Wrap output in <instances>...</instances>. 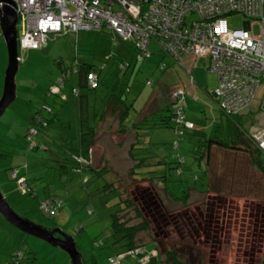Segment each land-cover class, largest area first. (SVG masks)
<instances>
[{
	"label": "rangeland",
	"instance_id": "obj_1",
	"mask_svg": "<svg viewBox=\"0 0 264 264\" xmlns=\"http://www.w3.org/2000/svg\"><path fill=\"white\" fill-rule=\"evenodd\" d=\"M227 20L230 29H242L249 21L241 14L229 15ZM253 32L259 35V27L255 26ZM150 50L151 56L143 63H138L137 49L132 42H125L119 38L113 41L108 31L92 30L81 31L78 36L51 35L48 38V46L44 49L20 51L24 62L20 64L17 74L18 100L0 118V189L22 217L46 228L61 227L74 237L87 264H109L108 258L112 255V250L116 251L117 248L108 242L113 241L109 238L112 232V214L119 210H122L119 214L120 221L126 224L127 229L133 226L140 228L136 235L139 247L126 250L122 255L113 256L115 258L122 256L118 259L120 264H172L169 253H174L181 264H210L213 246L207 240L208 233L202 229L204 226L198 225L201 218L187 220L185 217L186 221L192 224L190 232L187 233L186 229L185 239L181 240L176 234L172 240H168L164 233L167 228L163 227V222L153 225L146 216L147 210L145 211L141 204L143 200L140 193L143 192L145 196L144 191H150L152 196L158 195L165 202L169 215L175 212V216L185 214L184 211L194 209L197 205L204 208L208 199L206 194L215 195L227 200L230 208L233 206L234 209L240 210L242 216L240 218L236 216L232 221L234 228L228 237V244L216 255V264H243L242 251L252 229V224L247 223L249 221L243 223L244 210L249 204L254 207L261 205L259 208L264 214V173L252 163L251 155L254 148L250 144L244 145L251 137L252 131L259 125L257 120L259 113L253 107L243 116L231 119L221 112L212 94L207 96L201 89H195L192 92L196 96L187 97L188 107L185 114L191 117L197 128L185 132L180 149L175 150L173 142L176 135L170 124L166 126L154 124L161 123L164 117L170 115L165 107L169 101V94L178 87V73L180 77L183 76L182 72L185 73L182 65L190 60L178 63L161 51L155 41L151 44ZM7 61V49L3 36L0 35V91ZM122 64L128 66L123 69L125 73L121 69ZM100 65L102 67L99 73L101 79L99 89L94 92L83 89L90 99L87 115L92 116L96 110L102 113V108H106L113 93L122 91L125 98H129L130 103L134 104L129 118L136 114L135 108L137 110L144 108L151 97H156L164 108L162 112L150 117L146 123L148 131L144 132V136L149 138L150 141L147 142L152 144L144 145L142 149L134 152L138 159L149 158L152 156L151 153H156L158 161L162 159L165 161L159 168L152 165L154 161L146 160L147 163L138 168L137 175H134L132 173L134 164L128 160L127 150L114 146V139L112 141L110 134H106L107 138H110L105 144L111 142L112 150H109V146L107 150L99 147L94 149L92 164L100 170L110 168L114 175L120 177V180L115 182V188L107 193L104 189L108 183H113V180H110L112 176L90 174L89 181L74 175L71 171L67 175H62L57 158L52 157V153L58 151L57 153L69 162L72 155L68 150L69 145L73 142L72 138L78 136L79 98L72 97L71 93L73 89L78 88L79 76L73 70L78 67L83 71L82 66ZM209 65V59H198L194 63L191 76L196 80L200 75H209ZM67 71L74 74L73 86L70 82L67 83L61 88L63 94L61 95L62 98L67 96L70 101L65 107L57 104V110H61L64 116L59 123L62 121L64 124L61 126L56 123L59 128L53 125L39 133L38 138L44 139L49 146V150L44 154L45 160L40 163L43 168L40 171L42 179L31 183L36 198L23 197L16 191L15 180H12L14 171L9 168L15 170L17 167L21 168L25 162H31L32 165L37 161L33 157V151L31 153V149L28 150L30 144L26 139L27 131L32 126L30 117L39 109L44 117L47 116L43 111L42 101L47 90ZM185 77L187 76H184V81ZM148 82L151 84L147 85ZM263 94L264 87H261L257 91V100H260ZM40 112L37 113V118ZM110 123L112 119L106 117L103 123L105 130ZM47 135L49 136L46 137ZM132 141L133 138L129 137L126 146ZM211 141L229 146L243 143L246 149L242 147L238 149L239 151H229L215 144L208 153ZM57 144H61V150L56 147ZM116 144L120 145V142L116 141ZM178 153L186 158L182 177H178L175 171L171 170L174 168L172 161ZM7 154L14 155L4 159L2 156ZM203 155L205 162L198 158ZM2 167L6 169L3 170ZM156 168L159 173H150V170ZM195 174L199 175V180L194 179ZM155 180L164 182L162 184ZM164 188L172 199L165 194ZM49 195L59 196L66 203L53 218L44 215L40 209V204ZM186 195L189 196V200L184 202ZM124 201H128L130 205H125ZM90 210L93 211L92 214L89 213ZM5 226H2L0 221V264H7L14 251H24L25 247L28 250L24 264H70L69 256L61 249L25 235L9 224L10 227L7 229ZM96 242L98 243L95 244ZM212 255L215 253L212 252Z\"/></svg>",
	"mask_w": 264,
	"mask_h": 264
},
{
	"label": "built area",
	"instance_id": "obj_2",
	"mask_svg": "<svg viewBox=\"0 0 264 264\" xmlns=\"http://www.w3.org/2000/svg\"><path fill=\"white\" fill-rule=\"evenodd\" d=\"M8 1L16 6L19 14L21 51L44 49L51 35L106 30L113 40L119 38L132 42L141 62L151 56L150 45L155 41L162 51L179 63L187 59L192 60V64L201 58L210 60L208 72L217 78L215 97L218 107L229 118L238 117L250 109L257 98V91L264 87V0ZM3 5H6L5 0H0V35ZM232 14H241L249 20L244 28H229L227 16ZM255 26L259 27V35L253 32ZM20 61L24 59L20 57ZM73 71L77 73L78 68ZM87 84L92 89L99 86L96 71L87 75ZM62 87L63 82L58 80L51 91L57 95ZM171 97L173 131L180 136L184 129H194L195 125L186 118L185 89L177 88ZM43 110L51 112L48 107ZM260 113L264 115V94L260 98ZM43 119L40 115L35 119L36 124L47 126ZM38 134L36 126L30 127L27 140L31 143V150L36 147ZM249 139L255 142L264 157V121L252 131ZM76 160L84 162L82 158ZM21 171L14 170L13 180L23 195L36 197L27 176ZM63 205L60 198H55L43 201L40 209L44 215L53 218ZM120 257H111L109 264H120Z\"/></svg>",
	"mask_w": 264,
	"mask_h": 264
},
{
	"label": "trees",
	"instance_id": "obj_3",
	"mask_svg": "<svg viewBox=\"0 0 264 264\" xmlns=\"http://www.w3.org/2000/svg\"><path fill=\"white\" fill-rule=\"evenodd\" d=\"M78 35H76V36H78ZM144 61H141V62L138 61V63H143ZM102 65L96 66V67H94V66H88V67L82 66L83 71L78 70V72L76 73L79 76L78 88L73 89L71 95H72V97L74 96V97L79 98V108H78L80 111V127H79V132H78L79 134L77 137L72 138L73 142L69 145L68 150L71 151V154H72L70 157L71 160L69 162L65 158L61 157L60 154L57 153L58 151L54 152L57 155L52 153L53 154L52 157L55 159L57 158L56 161L58 162V164H60L58 168L61 171L62 175H67L71 171L72 173H74V175H78L79 177H83V179H87L89 181L91 180L90 176H89L90 174L97 175V176H106V175L112 176V178L110 180H113V183H108V185H106V187L104 189V192L107 193V192H110L112 188H115V186H114L115 182L119 181L120 177L114 175V173L110 170V168H107V169L103 168L102 170L98 169V167H96L94 164H92L93 162L91 161L92 156H95V154L93 155L94 149L95 148L98 149L97 146H99V144H100L99 126L101 125V123L103 122V120L106 117H110L112 119V124L116 125V128L113 129L115 131L114 132L115 134H120V135L127 134L128 137L131 136L134 140L133 142H131L129 144V146H126V143H127L126 140L121 142V145H120V148L124 147L127 150V153H126L127 158H128V160H131L132 163L134 164V166L132 168V173L134 175H137V173H138L137 169L138 168H140L141 166H143L144 164L147 163L146 160L154 161V164H152V165H157L158 168L161 164H164L165 161H164V159L158 161L159 157L157 156L156 153H151L152 156H150L149 158L144 157V158H139V159L134 154V152L136 150L142 149V147L144 145L149 146L152 143L147 142V140L148 141H150V140H149V138L144 136V132L148 131L145 127L146 123L141 125L139 122L134 127L132 126V127L128 128L127 123H126L127 115L129 114V111L133 107L134 104H132V102L130 103L129 98H125V94L123 93L124 91H122L121 93H119V92L113 93L112 97L108 100V104L106 105V108H104V107L102 108V113L96 110L95 113L92 114V116L86 114L87 111L89 110L90 99L87 96V94H85V92H83V89H86L89 92H94V91L99 89L100 83H101L99 73L101 72L100 68L102 67ZM125 67L127 68L128 66L125 64H122V67H121L122 71H123V69H125ZM91 71H96L98 74V77H99V86L96 89L90 88L87 84V75ZM73 75L74 74L72 72L67 71L64 74V76L62 78H60L59 80H61L63 82V86H66L67 83H69V82L73 83V81H72ZM57 83H58V81L53 83V85H55ZM150 84H151V82L147 83V85H150ZM52 86L47 90L46 96H45L44 100L42 101L44 104L43 107H48V109H51V112L46 113L47 116L44 117L42 112L39 111L40 110L39 109L35 113V115L30 117V123L32 124V126H36V128L38 129V133H41V130L50 129L51 127H53V125H55V128H57V127L59 128L58 125L63 126V124H64L62 121L59 123V120L64 116H63V112L61 113V110H57V104H59V106H61V107H65V105L67 106L69 103V98H67V96H66V98H62V95H63L61 93L62 91H60V93L57 95L53 94L51 91ZM128 89H129V87H128V83H127V90ZM176 89H174V90H176ZM74 90H77L78 93H75ZM130 92H132V91H130ZM171 93L169 94V101L167 103V106H165V107H167L166 110L169 111L170 115H168V117H164L165 119L162 120L161 123L158 124L156 122L154 125L166 126L169 123L170 127L173 128V119H174L173 112H174V109H173V105H172L173 100L171 97ZM186 101H187V97H186ZM146 108L149 109L150 111H153L154 113H156V115L159 112H162V110L164 109L162 106V103L158 102V99L156 97H151L149 103L146 104ZM252 108H253V105H252L251 109ZM135 109H137V108H135ZM251 109L244 111L239 116H243L246 112H248ZM39 112H40V115L42 117H44L43 120L45 121V123H47V126H45V127L42 124L38 125L35 122V119L37 118V113H39ZM236 117L237 116L230 117V118L233 119ZM90 119H92V121H90ZM39 135L40 134H38V136L35 137L36 138L35 139L36 147H34L32 149V151L34 153L33 157H34V159L35 158L37 159V161L33 162V163H35V165H33V163L31 165V162H25L21 168L17 167L20 170H22L23 173L27 176L28 184L32 190H33V188L31 186V183L33 181L34 182L40 181L42 179L40 177V171L43 168H41L40 163L42 160H45L44 154L49 150V146L47 145V142H45L44 139L40 140L38 138ZM48 136L49 135H47L46 137H48ZM127 136H126V138H127ZM26 139H27V137H26ZM181 140H182V137L176 136V139L173 142V147L175 150L180 149ZM212 143L213 142L211 141V144L209 145V148L207 151L208 153H210L211 148L215 144H217V146H221L225 150H229V151H239L238 149L243 147V143L236 144L235 146H229L228 144H225V143H223V144H220V143H213L212 144ZM245 143H246V145L250 144L254 148L253 153L251 155L252 163L255 165L256 168H258L261 172L264 173V158L261 155V153L258 151V149L255 148V146H254L255 142H253L252 139H249L248 141L244 142V145H245ZM29 144L31 147L30 142H29ZM176 144H177V146H176ZM30 147L28 146V149H30ZM56 147L59 150H61L60 149L61 144L60 145L57 144ZM245 147L246 146H244L243 149ZM106 150H105V152H106ZM109 150H112V146L109 147ZM32 151H31V153H32ZM12 155H14V154H11V155L7 154V156L3 155L2 157L4 159H6L8 156H12ZM52 157H50V158H52ZM76 158H82L84 160V162L80 163L79 161L76 160ZM198 158L201 162L206 161L205 155L198 157ZM172 162L174 164L173 165L174 168H171V170H174L175 174L178 177H182L184 175L183 166L186 165V158L183 155L178 153ZM24 166H26V168H24ZM34 166H36V167H34ZM158 168H156L155 170L154 169L150 170V173H153V174L159 173ZM34 173H35V175H34ZM205 175H206V173H205ZM193 177L195 180L200 179L199 175H197V174H195ZM155 181H160V180H155ZM163 182L164 181H160V183H162V184H163ZM209 186H210V182H209ZM164 190H165V194L169 198L172 199V197L169 196V192L166 190V188H164ZM28 196H30V195H28ZM51 196L52 195H49V197L46 198L44 201H53L55 198H60L59 196L58 197H51ZM34 198H36V197H34ZM60 200L63 201L64 205L61 208H59V210L57 212H59L66 205L65 200H63L62 198H60ZM188 200H189V196L186 195L184 202H187ZM124 203L127 206L130 205L128 201H124ZM122 206H124L123 203H122ZM121 211L122 210H119V211L112 214V232H111V237H109V238L113 241L108 240V242L111 246L115 245L117 247L116 251L112 250V255H115L114 252H117V251L123 252V251L133 249V248L138 246L137 242H136V235L139 232L140 228H139V226H133V227L127 229L126 224L122 223L120 221L119 214ZM17 246H18V244H17ZM27 250H28L27 247H25L24 251L23 250L14 251L11 258L7 262V264H24V261L26 259ZM169 258L173 262L172 264H181V262L178 260V257L174 253H169ZM84 264H87V261L85 259H84Z\"/></svg>",
	"mask_w": 264,
	"mask_h": 264
},
{
	"label": "flooded vegetation",
	"instance_id": "obj_4",
	"mask_svg": "<svg viewBox=\"0 0 264 264\" xmlns=\"http://www.w3.org/2000/svg\"><path fill=\"white\" fill-rule=\"evenodd\" d=\"M144 193L145 196L143 192L140 194L143 200L141 204L145 211L147 210L146 216L152 221L153 225L163 222V227L167 228L164 233H166L165 236L168 237V240H172L176 234L181 240L185 239L186 229L187 233L190 232V225H192L186 221L185 217L187 220L201 218L198 221V225L200 227L204 226L202 229L208 233L207 240L213 246L210 253V264H216V255L221 250L223 251L224 245L228 244V237L234 228L232 221L236 216L237 218L242 217L240 210L234 209L233 206L230 208L227 200H222L218 196L207 193L208 199L204 208H200L197 205L194 209L184 211L185 214L175 216L174 212V214L169 215L165 202L158 195L152 196L150 191H144ZM260 206L254 207L252 204H249L244 210L245 217L243 223L249 221L247 223L252 224V229L248 233V240H246L244 250L242 251L243 264H264V214L259 208ZM158 230H160L159 227ZM212 252L215 255H212Z\"/></svg>",
	"mask_w": 264,
	"mask_h": 264
},
{
	"label": "water",
	"instance_id": "obj_5",
	"mask_svg": "<svg viewBox=\"0 0 264 264\" xmlns=\"http://www.w3.org/2000/svg\"><path fill=\"white\" fill-rule=\"evenodd\" d=\"M5 2L6 5H3L1 12V30L7 49L8 61L4 80L2 81V90L0 91V118L18 100L17 74L21 64L18 30L19 14L12 2L8 0H5ZM1 169L5 170L6 167ZM9 169L11 171L14 170L12 167ZM15 184L16 191L22 194L16 181ZM25 196L28 195H23V197ZM0 221L2 226L6 225V229L12 226L25 235L45 241L52 247L61 249L69 256L70 264H84V255L78 249L74 237L66 233L61 227L46 228L28 218L22 217L14 210L8 201V197L4 196L1 189Z\"/></svg>",
	"mask_w": 264,
	"mask_h": 264
},
{
	"label": "crops",
	"instance_id": "obj_6",
	"mask_svg": "<svg viewBox=\"0 0 264 264\" xmlns=\"http://www.w3.org/2000/svg\"><path fill=\"white\" fill-rule=\"evenodd\" d=\"M201 59H204V58H201ZM192 69H194V64H192V60L187 61L184 65H182V70L185 71V73L182 72V75H183L182 77H180L181 75L178 73L177 77L179 79H177V81H178V87L177 88L185 89L188 98H189L190 95L191 96H196L192 92L195 89H201L203 91V93L205 95H207V96H210V94H212L214 96L213 93H214V90H215V88L217 86L216 76L214 74H212V73H210L207 76L200 75L199 78H197L196 80L194 78V80H195L194 83H191L190 82V77H191V74H192ZM184 76H187V77H185V81L183 80ZM71 86H73V83H71ZM215 100H216V98H215ZM253 107H255L256 111L259 113V115L257 116V120H259V124L260 123L262 124V122L264 121V115L262 113H260V101L259 100H255V102L253 104ZM130 110H133V108L130 109ZM134 111L136 112V114L134 116L129 118L131 111H129V114L127 115L126 123H127L128 128H130L132 126L134 127L139 122H140L141 125L144 124V123H147L149 121L150 117H154L156 115V113H154L153 111H150L149 109H147L146 105H145L144 108H142L140 110L134 109ZM187 118L189 120H191L190 116H187ZM103 123H104V120L101 123V125L99 126V140H100V144H99V146H97V148L99 147L100 149L104 150V149H107L108 146L109 147L112 146V145H110L111 142H109V141L107 142V144H105L106 141L110 138V137L107 138L108 134L111 135L112 141L114 139V143H115L114 146H120L121 142L125 141V140L128 142V138L129 137L127 136V134H125L127 136V138H126L125 135H120V134H115L114 133L115 131L113 129L116 128L115 124L110 123L109 125H107L108 126L107 130H105L104 129L105 126H104ZM106 124H108V123H106ZM116 141L120 142V145H117Z\"/></svg>",
	"mask_w": 264,
	"mask_h": 264
},
{
	"label": "clouds",
	"instance_id": "obj_7",
	"mask_svg": "<svg viewBox=\"0 0 264 264\" xmlns=\"http://www.w3.org/2000/svg\"><path fill=\"white\" fill-rule=\"evenodd\" d=\"M18 30H19V28H18ZM21 51V50H20ZM24 52V51H23ZM20 57L22 58V56L20 55ZM21 62V61H20ZM24 62V61H23ZM23 62H21V63H23ZM78 68V67H77ZM78 70H79V68H78ZM191 79H193L194 80V78L191 76L190 77V82L191 83H194L195 82V80L192 82L191 81ZM217 79V78H216ZM186 91V90H185ZM172 94V93H171ZM186 97H187V93H186ZM214 97H215V90H214ZM216 98V97H215ZM216 100H217V98H216ZM255 100H257V98L255 99ZM218 101V100H217ZM260 101V100H259ZM255 102V101H254ZM218 104V103H217ZM254 104V103H253ZM187 107H188V102H187ZM251 109V108H250ZM186 118H187V116H186ZM188 119V118H187ZM189 120V119H188ZM190 122H192L191 120H189ZM194 123V122H193ZM194 125H195V123H194ZM32 127V126H31ZM197 127H196V125H195V128L194 129H184L183 130V133L180 135V136H178V137H183L184 136V133L185 132H187V131H194L195 129H196ZM30 129V128H29ZM29 129H28V131H29ZM28 131H27V134H28ZM27 137V136H26ZM178 144V143H177ZM255 146V148H257L258 149V147L256 146V144L254 145ZM29 150V149H28ZM32 151V150H31ZM30 151V152H31ZM258 151H259V149H258ZM260 152V151H259ZM262 155V154H261ZM264 158V157H263ZM15 169H19V168H15ZM14 171V170H13ZM12 180H13V178H12ZM37 196V195H36ZM91 211V212H90ZM89 211V213L90 214H92L93 213V211L92 210H90ZM98 242H96L95 244H97ZM125 251H123V252H119V253H117V254H115V255H119V254H123ZM114 255H111V257H113ZM110 257V258H111ZM110 258H108V262H109V259Z\"/></svg>",
	"mask_w": 264,
	"mask_h": 264
}]
</instances>
